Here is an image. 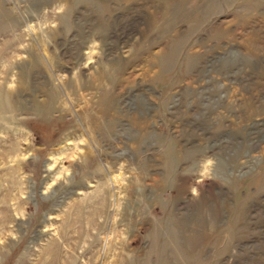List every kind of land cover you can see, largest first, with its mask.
<instances>
[{"label":"rangeland","instance_id":"374dc122","mask_svg":"<svg viewBox=\"0 0 264 264\" xmlns=\"http://www.w3.org/2000/svg\"><path fill=\"white\" fill-rule=\"evenodd\" d=\"M0 264H264V0H0Z\"/></svg>","mask_w":264,"mask_h":264}]
</instances>
